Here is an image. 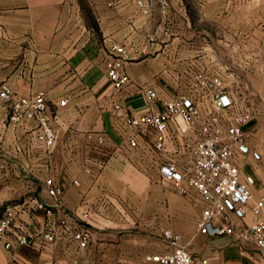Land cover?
I'll return each mask as SVG.
<instances>
[{
    "label": "crops",
    "instance_id": "0c3cea01",
    "mask_svg": "<svg viewBox=\"0 0 264 264\" xmlns=\"http://www.w3.org/2000/svg\"><path fill=\"white\" fill-rule=\"evenodd\" d=\"M108 1L85 0L94 13L95 26H91L78 0H0V82L20 93L45 88L57 98L67 97L58 106L61 126L48 163L33 144L24 156L26 169L12 164L0 169L1 211L7 204L20 208L34 198L54 203L44 182L50 173L66 205L82 203L89 209L84 221L53 206L56 220L66 217L72 227L83 221L90 231L85 247H79L70 233L43 248L33 239L16 247H6L0 239V264H151L146 254L169 247L164 237V229L171 228L169 220L164 216L157 224L146 215L148 198L162 183L156 172L141 167L138 150L113 128L106 109L112 83L103 62L113 41L130 48L124 62L130 81L122 94L133 110H146L142 85L157 90L156 108H160L162 99L187 90L176 86L191 82L198 60L187 55L194 49L169 26L171 0ZM257 123L251 119L245 130L259 158L240 154L241 174L250 181L252 200L264 195V145L253 140L259 135ZM100 133L105 134L103 141L97 139ZM9 142L8 138L2 144L0 162L9 157ZM140 197L146 198L142 209L136 203ZM19 216L30 233L42 228L45 220L42 211L23 210ZM178 232L182 244L206 254L214 264H264L254 244L233 235L197 232L196 221L191 229Z\"/></svg>",
    "mask_w": 264,
    "mask_h": 264
},
{
    "label": "built area",
    "instance_id": "2783aa9c",
    "mask_svg": "<svg viewBox=\"0 0 264 264\" xmlns=\"http://www.w3.org/2000/svg\"><path fill=\"white\" fill-rule=\"evenodd\" d=\"M108 2L113 4L114 0ZM111 48L103 62L112 83L106 99L110 107L104 103L101 107L110 111L114 130L138 150L141 167L156 172L163 185L196 199L197 232L233 235L241 242L254 244L264 257V195L252 200L250 181L242 176L240 168V154L260 156L249 146L245 130V125L255 117L253 110L226 86L223 74L215 70L193 72L189 88L162 99L160 108H156L160 98L157 90L142 85L148 108L133 110L122 94L130 81L124 68L130 48L117 40ZM66 102L67 97L57 98L45 88L20 93L8 82H0V150L4 140H10L9 157L0 162V169L8 164L26 169L24 156L31 152L33 144L45 154L48 163L61 126L58 106ZM104 138V133L97 135L99 141ZM44 182L55 202L34 198L20 208L7 204L0 215V239L4 245L16 247L33 239L43 248L70 233L79 247L87 246L88 226L82 221L72 227L66 217L57 221L53 206L66 216L84 221L89 217L88 207L82 203L66 205L50 173L45 175ZM23 210L42 211V228L28 232L19 216ZM164 237L169 243L167 249L145 255L151 264H214L206 254L192 252L182 244L180 232L165 228Z\"/></svg>",
    "mask_w": 264,
    "mask_h": 264
},
{
    "label": "rangeland",
    "instance_id": "374dc122",
    "mask_svg": "<svg viewBox=\"0 0 264 264\" xmlns=\"http://www.w3.org/2000/svg\"><path fill=\"white\" fill-rule=\"evenodd\" d=\"M78 1L86 23L95 26L90 6L85 0ZM170 13L173 34L181 35V40L188 41L194 49L187 53L198 60L193 64L192 73L221 72L226 86L253 110L259 128V135L253 140L264 145V0H171ZM189 85L176 87L188 89ZM145 200L140 197L136 202L141 209ZM147 202L149 213L146 215L157 224L166 217L174 231L191 229L199 214L195 198L163 184L156 187ZM119 203L127 206L126 201L119 200Z\"/></svg>",
    "mask_w": 264,
    "mask_h": 264
}]
</instances>
